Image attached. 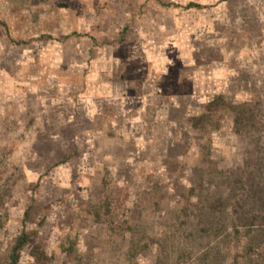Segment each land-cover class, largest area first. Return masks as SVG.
I'll list each match as a JSON object with an SVG mask.
<instances>
[{
  "label": "rangeland",
  "instance_id": "1",
  "mask_svg": "<svg viewBox=\"0 0 264 264\" xmlns=\"http://www.w3.org/2000/svg\"><path fill=\"white\" fill-rule=\"evenodd\" d=\"M70 6L0 0V264H264V0Z\"/></svg>",
  "mask_w": 264,
  "mask_h": 264
},
{
  "label": "crops",
  "instance_id": "2",
  "mask_svg": "<svg viewBox=\"0 0 264 264\" xmlns=\"http://www.w3.org/2000/svg\"><path fill=\"white\" fill-rule=\"evenodd\" d=\"M82 2L83 0H46L44 3L40 1L35 0H1V3L8 6L9 8L17 7L18 11L15 13L14 17H10L11 24L5 23L8 30L11 31V25L13 22H16L17 18H21L22 11L25 8L27 10V14L31 18H44L43 24L46 26L48 33L51 35L52 32H61L63 26H64V20L68 17L69 14L71 15L72 11L71 4L74 2ZM110 2V0H105ZM28 3H32L30 6ZM20 6V7H19ZM109 6V5H108ZM25 14V13H24ZM80 18V17H78ZM13 19V20H12ZM63 22V23H62ZM63 25H58L60 24ZM53 24V25H51ZM76 24V23H75ZM74 25V24H73ZM43 26V25H42ZM52 27H56L55 31H52Z\"/></svg>",
  "mask_w": 264,
  "mask_h": 264
},
{
  "label": "trees",
  "instance_id": "3",
  "mask_svg": "<svg viewBox=\"0 0 264 264\" xmlns=\"http://www.w3.org/2000/svg\"><path fill=\"white\" fill-rule=\"evenodd\" d=\"M190 7H194V8H199L200 6L197 5V4H191ZM224 101L221 97H218L216 98L215 100H213V102L210 104V107H208V111H211V109L216 106L217 108H222L224 106ZM226 107V106H225ZM223 107V108H225ZM237 108V107H235ZM232 111L235 114V122L237 125H241V122H242V119H243V116H242V113L241 112H238V110L236 109H233L232 108ZM196 121V122H195ZM194 121V126L195 128L197 129L202 121V119H197ZM28 235V234H26ZM25 234H22L20 236V238L18 239V242L16 244V247H14L13 249V252H12V256H11V262L10 264H19V260H20V254L22 252V247H24V245L27 243V241L29 240V238L26 236ZM23 236V237H22ZM29 236V235H28Z\"/></svg>",
  "mask_w": 264,
  "mask_h": 264
},
{
  "label": "clouds",
  "instance_id": "4",
  "mask_svg": "<svg viewBox=\"0 0 264 264\" xmlns=\"http://www.w3.org/2000/svg\"><path fill=\"white\" fill-rule=\"evenodd\" d=\"M35 1H40V0H35Z\"/></svg>",
  "mask_w": 264,
  "mask_h": 264
}]
</instances>
